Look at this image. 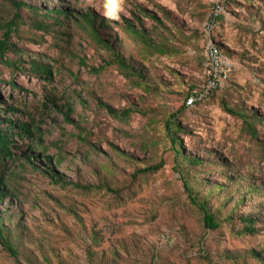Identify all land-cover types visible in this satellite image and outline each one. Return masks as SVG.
<instances>
[{"label":"rangeland","instance_id":"obj_1","mask_svg":"<svg viewBox=\"0 0 264 264\" xmlns=\"http://www.w3.org/2000/svg\"><path fill=\"white\" fill-rule=\"evenodd\" d=\"M17 1L43 13L64 8L75 19L64 26L44 19L47 27L39 30L35 22L42 18L0 0V39L18 14L11 43L22 51L6 55L20 70L0 63L2 118L15 108L9 116L40 129L39 151L62 154L61 171L69 178L84 186L104 183L118 193L55 184L19 159L41 143L38 135L18 137V160L7 162L3 173L13 176L16 201L9 214L19 225H6L20 257L11 258L0 244V264H264V0H223L209 35L204 26L212 0ZM86 12L99 19L95 28L139 77L107 65L112 55L93 40L89 25L77 21ZM127 24L142 26L149 43ZM210 37L230 60V80L211 98L187 106L191 88L200 90L204 82ZM32 61L49 66L52 76L33 73ZM102 104L133 112L117 119ZM174 115L183 128L178 136L184 154L204 160L202 166L177 162L165 128ZM161 162L160 171L134 178ZM182 173L207 200L219 230L205 228ZM6 208L7 202L0 212ZM250 216L258 219L253 235L243 233L242 219ZM253 252H262L263 261Z\"/></svg>","mask_w":264,"mask_h":264},{"label":"trees","instance_id":"obj_2","mask_svg":"<svg viewBox=\"0 0 264 264\" xmlns=\"http://www.w3.org/2000/svg\"><path fill=\"white\" fill-rule=\"evenodd\" d=\"M13 6L16 9H23L27 8L31 10L36 16L42 18L39 19V21L35 22V27L39 30H44L47 27V24L45 23L44 19H51L54 21L56 25L59 26H64L66 21H70L74 18V15L71 13L70 10L64 9V8H52V9H47L44 11L42 9L37 8L36 6L29 5L27 3L23 2H18L17 0H9ZM48 1V0H47ZM212 8V7H211ZM210 8V12L212 9ZM20 18L18 14L15 15V17L7 24L5 25V30L6 32L3 35V38L0 39V63L5 64L7 66H10L12 68H15L17 71L20 70L19 68V63L17 62H12L11 60H8L6 58L7 53L9 52H19L20 50L17 48L16 45L11 43L12 39V34L16 31V24L17 20ZM82 21L85 23V25H89V31L91 34V37L93 40L103 48H105L110 55H112V61H108L107 65H119L121 69H124L127 71L129 76H134L137 74L141 75L139 70H136L135 67L130 65L125 61L123 58L121 52L115 48V46L112 44L110 39H106L102 34H101V29L98 30L95 28L96 23L99 21L95 17V15L92 12H86L81 16L80 19H77V21ZM100 24H104V21H101ZM127 27L131 29V31L136 35L137 38H139L141 41H144L145 43H149L148 39V33L140 26L138 29L135 26H131L127 24ZM208 39H206V48H207V43ZM221 48V47H220ZM221 51L225 54V51L221 48ZM22 53V51H20ZM206 63H207V58H206V53H205V58H204V66H203V73L205 77V72H206ZM31 66V71L35 74L42 75L44 77H51L52 76V70L49 66L43 65V64H37L36 62L32 61L30 62ZM104 69V68H103ZM94 72H98L99 70L93 69ZM203 77L204 81L205 78ZM230 78L228 79L227 82H229ZM204 82L201 86L200 90H194V88H191L192 91L190 92L186 105L189 106V101L195 97L200 91L203 89ZM11 86L14 87L16 86L15 82H11ZM222 88V87H221ZM220 88V89H221ZM218 89V90H220ZM218 90L213 91L209 97L211 98ZM206 99V100H207ZM199 103V102H198ZM52 104H54L52 102ZM197 104V103H196ZM102 106L107 110V112L117 118V119H128L133 111L131 110H122V111H117L116 109L112 108L109 105H103ZM226 111L231 113L234 116H239L241 117L245 123L249 126H251V119L246 116L244 113L238 112L236 110L229 109V107L225 106ZM4 110V109H3ZM0 109V207H3V204L7 202V208L5 210H2L0 212V244L2 246V249L11 257L14 259H18L20 257V251L17 248V246L14 244V240L11 239L12 236V229L8 228L6 223L9 222L10 225H19V223L14 222L15 214H9L11 210H9V207L13 206L16 201V192L13 190V186L11 184L12 181V174H5L3 171L6 168V163L10 161H17V152H20V148L16 146L17 144V138H24V136H27L28 138H31L32 140L35 139V135H38V139L41 142V137H40V129L36 128L35 126H30L27 123H21L15 119L12 118V116H9V113L11 112H17V110L13 107H10L9 110L5 111L4 113V118H2L1 111ZM72 113V109L70 108L65 114H64V121L67 123L71 122L70 116ZM258 113L253 112L251 114V117L257 118ZM177 115L170 116L168 120L165 122V128L166 131L168 132L169 140L175 148V157L177 159V162L180 163H185L187 164L186 166H202L205 161L196 158V157H191L187 154H184L183 148H182V142L179 138V134L183 131V128L181 124L177 121ZM254 120V119H253ZM79 139L82 141H86L87 138L83 136L81 133L79 135ZM89 143V142H85ZM44 146V143L41 142L38 144V142L33 143V145L30 147V150L26 153H23L19 159H25L26 162L35 170L40 171L42 174L45 176H48L51 178L55 184L61 185V186H73L77 189L80 190H107L109 193H118V190L115 188H110L104 183H99L96 186H84L81 183H76L72 178H69L66 173V170L61 171V167L65 162V158L62 156V154H55L53 156L47 155L48 149L45 148L44 152H40V148ZM92 147V146H91ZM93 149V147H92ZM114 152L119 154L122 158L127 159L125 154L122 153L121 151L115 149ZM120 159V158H119ZM38 162H42L44 167H40L38 165ZM115 165V163H113ZM179 165V164H178ZM24 166L26 164L24 163ZM180 166V165H179ZM164 164L163 162L158 163L157 165L146 167L144 169H141L139 171H136L133 175L134 178L137 180L140 175H145L149 173H154L157 171H160L163 169ZM118 168V166L116 167ZM100 175V174H99ZM189 176V175H188ZM182 181L184 183V187L186 191L189 194V198L191 199V202L199 208V210L202 211L203 216H204V225L205 228L211 231H217L221 227V223L218 221V218L216 215L212 212L210 209L207 200H201L198 197V193L196 190L191 186L189 182V178L184 175V173L181 174ZM218 190H221L223 187L217 186L216 187ZM248 191L252 193L254 191V188L252 186L248 187ZM243 222L246 224V227L244 229L247 234H255L256 233V228L255 225L258 222L257 218H254L252 216L250 217H245L242 219ZM262 252H253L254 258L263 261L262 259Z\"/></svg>","mask_w":264,"mask_h":264},{"label":"built area","instance_id":"obj_3","mask_svg":"<svg viewBox=\"0 0 264 264\" xmlns=\"http://www.w3.org/2000/svg\"><path fill=\"white\" fill-rule=\"evenodd\" d=\"M212 1V11L204 26V30L208 35L215 31V28L217 27V19L223 12V0ZM206 58L207 69L205 72L203 89L189 101V106L206 100L213 91L223 87L229 79V74L231 73L230 60L214 43L211 37L206 48Z\"/></svg>","mask_w":264,"mask_h":264}]
</instances>
